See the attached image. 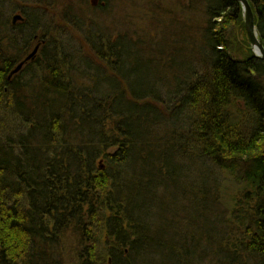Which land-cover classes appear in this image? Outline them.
I'll use <instances>...</instances> for the list:
<instances>
[{"label": "trees", "instance_id": "trees-1", "mask_svg": "<svg viewBox=\"0 0 264 264\" xmlns=\"http://www.w3.org/2000/svg\"><path fill=\"white\" fill-rule=\"evenodd\" d=\"M4 1L0 264H264V60L248 37L233 52L240 4L196 0L201 35L181 30L195 58L184 84L139 95L119 76L117 95L77 83L85 57L37 18L41 3L15 25ZM249 2L264 45V0ZM97 35L89 55L105 70L93 75L116 80L118 37ZM32 41L40 53L25 60ZM208 216L213 239L195 235Z\"/></svg>", "mask_w": 264, "mask_h": 264}, {"label": "rangeland", "instance_id": "rangeland-1", "mask_svg": "<svg viewBox=\"0 0 264 264\" xmlns=\"http://www.w3.org/2000/svg\"><path fill=\"white\" fill-rule=\"evenodd\" d=\"M4 2L6 3L4 12L10 19L16 14L22 17L24 14L22 10L25 9L23 6L41 3L39 7L41 9L38 14L36 13L37 18L41 17L44 20L46 18L50 25L62 29L61 36H65L66 48L72 53L78 51L81 57H85L82 63L77 64L80 73H75L79 75L75 79L77 83L86 86L97 85L102 93L116 92L120 95L122 86L121 81H118L120 76L135 94L143 95L158 89L162 95L165 91H173L179 84H184L195 68V58L190 59V55L194 54L193 45L187 44L188 38L184 34L182 36L181 30L187 27L183 31L188 36L201 35L198 22L202 14L196 0H5ZM27 17L29 18V13H25L22 18L28 21ZM23 21L12 20L15 25ZM89 33L96 36L104 35L110 40L118 37L116 41L120 55L115 68L116 80L102 77L103 73L98 77L93 75L96 71L105 70V67L103 61L89 55H94L93 48L91 49L89 41L86 40ZM226 34L233 45L234 54L240 56L244 51L243 43L248 37L245 26L242 28L240 24L231 22L226 27ZM34 49H36L35 54L40 53L36 41L31 42L26 54ZM35 54L28 60H33ZM96 67H100L99 70ZM176 112L175 109L171 117L172 124L178 122L175 117ZM199 190L200 187H196L192 192L196 200L199 198ZM211 220V216H208L206 223L195 219L194 225L197 228L195 235L198 236L199 228L200 236L213 239V231L209 224ZM70 241V239L66 240L67 246L70 245ZM191 261L194 263L196 256L192 255Z\"/></svg>", "mask_w": 264, "mask_h": 264}, {"label": "water", "instance_id": "water-1", "mask_svg": "<svg viewBox=\"0 0 264 264\" xmlns=\"http://www.w3.org/2000/svg\"><path fill=\"white\" fill-rule=\"evenodd\" d=\"M235 1H237L241 6L243 23H244L247 35L249 37L250 47L253 51V54L256 57L264 60V45H263L262 38L259 36V34L257 32L256 25L254 23V12L252 10L250 2H249V0H235ZM16 19H21V16L19 14L14 15L13 20H16ZM35 52H36V49H34L26 57L25 60L31 58L35 54ZM21 65H22V63H20L15 70L20 68ZM109 262H110V260H109Z\"/></svg>", "mask_w": 264, "mask_h": 264}]
</instances>
